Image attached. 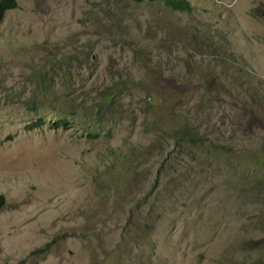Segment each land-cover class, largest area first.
I'll use <instances>...</instances> for the list:
<instances>
[{"label": "rangeland", "instance_id": "obj_1", "mask_svg": "<svg viewBox=\"0 0 264 264\" xmlns=\"http://www.w3.org/2000/svg\"><path fill=\"white\" fill-rule=\"evenodd\" d=\"M190 1L192 13L164 0H19L7 12L0 264H264V0ZM48 88L112 91L126 121L111 138L88 136V115L56 125L70 110L59 93L31 129L24 103ZM189 119L213 141L183 160L157 124ZM133 147L148 152L138 170Z\"/></svg>", "mask_w": 264, "mask_h": 264}, {"label": "trees", "instance_id": "obj_2", "mask_svg": "<svg viewBox=\"0 0 264 264\" xmlns=\"http://www.w3.org/2000/svg\"><path fill=\"white\" fill-rule=\"evenodd\" d=\"M138 2H142L143 0H135ZM149 1H156V0H149ZM166 5L182 10V11H191L192 6L188 0H165ZM18 7V1L16 0H0V21L3 19L5 12L8 9ZM163 76L161 79H158V83H162ZM216 82H221V77L218 76ZM66 84H62V89H65ZM259 86H256L254 89H257ZM199 89V88H196ZM209 89H215L214 85L211 84ZM186 89L178 90V88L174 89V91L177 92H187ZM60 91H65L69 96H72V101L74 103H77V96L75 94L81 93L79 92L80 90H60ZM53 90H40V93L44 96H47L48 94H51ZM182 92V93H183ZM82 93L84 94H94L96 96V100L93 103L92 106H88L85 101H82L78 103V107L80 108H89L92 107V110L96 112L98 115H103L105 116L109 121H110V128L114 129L118 124L125 122L126 118L124 115V110L121 107V105L116 101L115 98V93L112 91H105V90H98V89H93V90H82ZM149 96L148 98L150 101L148 102V105L145 107V110H150L154 103L155 100L153 99L154 93L152 92L151 89H148ZM56 96L50 97L45 100H41V103H37L34 101V104L28 105V112L29 115H34L38 116L41 114V111L47 107L48 104L53 103V101L56 99ZM165 101L168 103H173L176 104L177 101L176 99L168 100V98L165 96ZM63 116V115H62ZM228 116V115H226ZM190 116L188 115V118ZM36 118V119H37ZM34 119L32 120L29 124L28 127L32 128L36 125L42 124L44 122L43 117H39L37 120ZM70 118L67 117H61V121L66 125L68 124ZM189 122L191 125H183L180 124L177 127H172V124H169L168 128L165 129V126H159L157 124L158 129L163 132L162 136V142L171 145L172 142H174L173 147L171 149L172 152L175 151H180L181 153H185L187 156H183V160H188L192 154L196 155L197 154V149L195 147L199 146L201 143L204 142H212L213 140L208 138V139H202L199 134H198V126L194 124L190 119ZM165 129V130H164ZM162 144L159 141V145ZM187 148H190L187 149ZM212 144L210 146V151H212ZM148 152L145 150H142L138 147H133V151L131 152V156L135 158L134 164L131 166L133 169L138 170L139 164L143 163V159L146 158V154ZM172 159H177L176 157H172L171 154L165 159L166 163L169 164ZM133 180H138L135 179L134 176L129 179L130 186V194L134 197L135 200H140L141 196L144 195L145 193V183L141 185L140 192L133 195V189L136 188L137 186L133 187L132 182ZM174 181H177V178H173ZM139 181V180H138ZM121 193V192H120ZM157 193V184L155 181H153V197ZM119 195V194H118ZM120 198V196H118ZM118 204V200H114L112 202H109L108 206H116ZM155 203H153L154 205Z\"/></svg>", "mask_w": 264, "mask_h": 264}, {"label": "clouds", "instance_id": "obj_3", "mask_svg": "<svg viewBox=\"0 0 264 264\" xmlns=\"http://www.w3.org/2000/svg\"><path fill=\"white\" fill-rule=\"evenodd\" d=\"M16 1H18V7H19L20 6V2H19V0H16ZM188 1L190 2L191 6H192V10L191 11H182V10L174 9V8L168 6V5H166V6L172 8V9H174L176 11L192 13L194 11V6L192 5V3H191L190 0H188ZM136 2H138V1H136ZM164 2H165V0H164ZM18 7L8 9L5 12V15H4L3 19L5 18V16H6V14H7L8 11L13 10V9H16ZM3 19L0 21V23L3 21ZM220 83H222V80H221ZM260 83L261 82H258V85ZM211 84L214 85V88L217 87L215 82L214 83H211ZM44 90H53V92L51 94H48L47 96H44V95H42L40 93V90H39L38 93L41 95V97L43 98V100L48 99V98L53 97V96H56L57 97L59 95V93H61V94H63V97L64 98H67L68 103L70 105V110H68V111H62L61 113L57 114V120L54 121V123H56V125H62L63 127H69V125H70L71 122H75V123H77L79 125H83V120H84L83 117H84V115H88L91 118V121H92V123L90 125H86L85 126V129L88 132V136H96V134H102V133H104V134H106V136H108L110 138L112 137L113 129L110 128V121L105 116L96 114V112L92 110V107H89V108L85 109V108H80L77 105L78 103H80L82 101H85L88 106H92L93 103L96 100V96L95 95L84 94V93L83 94H81V93L75 94L77 96V103H74L72 101V96L73 95L69 96L65 91L55 90L54 88H48V89H44ZM35 101L37 103H41V100L39 99V97L37 95H36V100ZM24 105L28 108V105H26L25 103H24ZM39 117H43L44 118V122H42V124H40V125H36V126L32 127L31 129L43 127L47 123L46 117L44 115H41L40 114L38 116V118ZM61 117L70 118L68 124L65 125L61 121ZM259 187L260 188H264V183H261L259 185ZM5 203H6L5 196L0 195V211L4 207ZM156 222H157V219L154 220L153 225L151 226V230H153V231H155L157 229L156 228ZM46 249H47V247L45 246V247H42V248H39V249L34 250L30 254H34V253H36L38 251H39V253H42V252H45ZM143 263H145V261H143Z\"/></svg>", "mask_w": 264, "mask_h": 264}]
</instances>
